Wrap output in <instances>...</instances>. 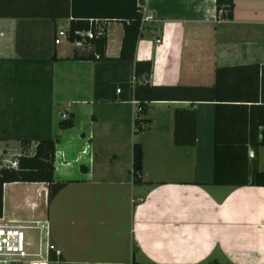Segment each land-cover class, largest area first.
<instances>
[{
	"label": "crops",
	"instance_id": "crops-1",
	"mask_svg": "<svg viewBox=\"0 0 264 264\" xmlns=\"http://www.w3.org/2000/svg\"><path fill=\"white\" fill-rule=\"evenodd\" d=\"M233 1L227 20L215 0H147L134 60L151 61L155 89L139 81L134 95L122 23L99 22L97 60L89 44L54 42L70 0H0V162L51 136L54 181L66 182L50 203L46 184H5L0 224L46 222L60 253L49 264H264V186L250 184L264 172V0ZM192 99L196 142L179 147L174 113ZM63 115L72 128H58ZM21 186L41 194L31 217L13 213Z\"/></svg>",
	"mask_w": 264,
	"mask_h": 264
},
{
	"label": "trees",
	"instance_id": "trees-1",
	"mask_svg": "<svg viewBox=\"0 0 264 264\" xmlns=\"http://www.w3.org/2000/svg\"><path fill=\"white\" fill-rule=\"evenodd\" d=\"M68 18L71 19L68 39L73 42L80 40L74 35L76 31H86L89 29L90 21L99 22H119L122 23L124 34L121 44L119 59L125 62L133 63V77L135 85L133 92H137L139 81L141 86L148 90H154V87L148 86L149 76L152 71L151 61L135 62L134 54L137 41L142 35V8L137 0H70ZM217 17L219 19L231 20L233 18L234 1L233 0H215ZM102 25V24H101ZM100 25V26H101ZM104 28V27H103ZM159 40V38H156ZM106 31L103 37L86 40L84 43L93 47L92 57L100 60L104 57L106 47ZM91 56V55H90ZM76 52L73 59H76ZM89 59V58H86ZM180 88H166L172 92L180 91ZM190 89V88H187ZM200 90V88H192ZM185 99L183 101H187ZM189 101V100H188ZM189 109H177L174 113V143L179 147H192L196 142L197 116L193 109L196 99L190 100ZM264 107V105H263ZM264 123V120L261 122ZM73 127V116L68 115L58 123L60 130ZM57 138L51 136L33 138L29 140H20L21 155L14 158L17 164L16 169L11 167L0 168V219L3 210V186L9 183H43L47 185V203H50L57 193L63 189L66 182L54 181V159L55 143ZM264 146V132L260 140L254 144ZM34 147L35 154L28 155V150ZM142 148L135 144L132 150V179L135 184L142 183ZM215 182V181H214ZM251 185L264 186V172L255 171L251 178Z\"/></svg>",
	"mask_w": 264,
	"mask_h": 264
},
{
	"label": "built area",
	"instance_id": "built-area-1",
	"mask_svg": "<svg viewBox=\"0 0 264 264\" xmlns=\"http://www.w3.org/2000/svg\"><path fill=\"white\" fill-rule=\"evenodd\" d=\"M147 0H137L138 4L142 8V15L145 2ZM150 19V18H147ZM143 23V18H142ZM105 29L103 26L98 25L97 21H90V27L86 31H76L74 35L80 40L75 39L72 43L75 47H82L86 40H92L95 38L103 37ZM62 38H68V32L59 31L55 44H59ZM96 58H98L96 56ZM132 81L135 82L134 77ZM119 92V91H118ZM66 115L62 116L65 119ZM35 154L34 147L28 150V155ZM250 157H253V152L249 153ZM11 167L16 169L17 164L13 160L4 161V164H0L1 167ZM36 230L38 231L37 244L34 250H30V244L26 240V231ZM48 226L46 222H35L28 225H5L0 224V264H49L50 254L54 253L59 256V251L54 245L48 241Z\"/></svg>",
	"mask_w": 264,
	"mask_h": 264
},
{
	"label": "rangeland",
	"instance_id": "rangeland-1",
	"mask_svg": "<svg viewBox=\"0 0 264 264\" xmlns=\"http://www.w3.org/2000/svg\"><path fill=\"white\" fill-rule=\"evenodd\" d=\"M66 47L67 44L65 45ZM14 159H12L13 161ZM1 164H3L2 162H0ZM13 190L15 191V193L17 194V196L19 197L18 200L20 201L21 204H19L16 207V211H14L13 213H19L20 212V216L21 217H31L32 216V212H31V203H35L36 205L39 204L40 209H42V198H41V194L40 192L32 187H16L13 188ZM19 209V210H17ZM29 220H31L29 218ZM26 234V240L29 243V237L32 240L31 242L33 243L31 250L36 248V244H37V237H38V231L36 230H27L25 232ZM28 235V237H27ZM30 249V247H29Z\"/></svg>",
	"mask_w": 264,
	"mask_h": 264
}]
</instances>
